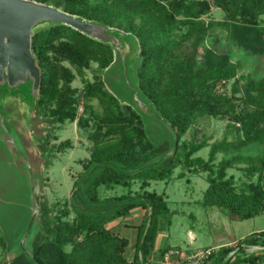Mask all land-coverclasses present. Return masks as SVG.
Here are the masks:
<instances>
[{"label": "trees", "instance_id": "16d2710c", "mask_svg": "<svg viewBox=\"0 0 264 264\" xmlns=\"http://www.w3.org/2000/svg\"><path fill=\"white\" fill-rule=\"evenodd\" d=\"M38 1H55L58 6L63 1V8L71 13L133 32L142 47L135 65L140 86L157 111L176 128L179 139L203 115L228 117L240 122L244 140L238 146L222 141L213 144L208 160L194 157L206 146L204 140L184 152L179 145L177 156H182L184 164L193 172L208 173L209 185L202 200L204 205L217 206L239 219H249L261 213L264 205L262 188L251 184L250 193L238 192L232 179L227 178V170L242 162L255 170H264V155L253 157L234 151L249 144L264 143V77H248L246 84L239 87L236 77L241 61L232 59L231 50L223 38L217 37L211 40V44L208 40L212 28H221L227 32V38L243 47L248 55H264V0ZM214 6L225 13L224 18L206 21L203 16ZM34 51L43 68L38 101L43 112L60 123L74 121L81 96L87 110L93 109L90 104L93 99L104 107V115L97 117L98 131L91 135L95 143L87 165L105 163L113 164L115 168L118 164L137 169L168 149L166 143L158 145L148 137L140 115L132 107L122 106L96 72L95 80L86 82L82 95L73 87L76 74L69 65L75 66L82 75L93 61L104 69L114 58L111 45L61 24L37 32ZM233 79V96L217 93L219 82ZM240 92L242 94L238 96ZM219 152L230 156L216 168L214 162ZM178 167L176 158H170L137 175L123 172L119 178L108 174L94 181L93 193L89 194L91 200L102 201L97 204L107 205V209L114 211V218L126 216L138 206L152 209L151 224L144 240L145 218L137 227L132 262L124 256L128 240L119 238L105 224L84 213L79 215L77 223L58 224V230L47 221L43 222V228L32 244L35 260L38 264H140L139 251L142 248L146 264H156L153 261L156 239L166 226L162 217L171 214V210L164 194L147 188L151 180H171ZM134 179L143 180L138 190L134 189ZM101 185L106 190L122 186L127 192L102 196L98 193ZM42 208L43 215L47 216L49 208ZM170 222L168 220L167 225ZM19 232L21 230L9 239L0 231V248L11 247L21 237ZM80 233H84L83 241L67 252L64 245L75 243ZM46 234H55L54 241L47 243ZM242 243L264 247V230L250 235ZM167 250L160 252L158 260ZM232 250L229 246L222 247L212 254L210 264H264V249L249 254L245 247H241L236 259L229 261ZM10 264L37 263L21 252Z\"/></svg>", "mask_w": 264, "mask_h": 264}, {"label": "rangeland", "instance_id": "374dc122", "mask_svg": "<svg viewBox=\"0 0 264 264\" xmlns=\"http://www.w3.org/2000/svg\"><path fill=\"white\" fill-rule=\"evenodd\" d=\"M55 3V1H51ZM61 7L64 6L60 1ZM225 13L218 7H213L211 12L203 18L206 21L211 19H223ZM208 43L221 37L225 40L228 48L231 50L232 59L241 61L242 66L239 68L238 76L239 87H243L248 77H264V55H248L244 48L237 45L229 38L227 32L221 28H212L209 31ZM76 74L73 87L79 90L82 95L84 86L87 81L95 80V72L101 77V71L98 63L91 62L90 67L85 69L84 75L77 71L75 66L69 65ZM235 79L230 81H221L217 84V93L233 96L232 88ZM242 94L241 92L237 95ZM80 95V96H81ZM240 102V101H238ZM93 109L87 110L84 98L80 97L78 105L77 118L74 121L64 123L57 122L53 116H49L38 105V114L48 120L42 124L43 127L50 128L46 131V138L42 143H37L36 150L42 153L48 152L52 155L48 165L42 164V160L36 158V168L42 170L44 176V187L41 191L42 206L49 208L47 216L42 215V224L47 221L54 229L58 230V224H74L78 222L81 214L92 216L91 219L98 220L99 223L105 224L109 230L119 238L128 240L124 249V256L129 262L133 261L136 251L135 241L137 227H139L143 218H145V228L143 240L151 224V207L144 209L141 206L135 207L131 213L126 216L114 218V211L107 209L106 206H100L90 198L93 193L92 186L102 175H115L121 178L123 171L114 167L103 165L92 174L90 180L87 178L94 163L87 165L91 150L94 146L92 134L98 131V118L104 115V107L97 99L91 101ZM144 127L149 136L155 143L170 142L173 140L171 129L166 123L159 120L154 115L143 111ZM81 120V121H80ZM13 131V130H11ZM207 144L199 150L194 157L200 156L208 160L211 148L214 143L227 141L232 145L238 146L244 140V134L241 130V124L237 121H231L228 117H214L203 115L197 118L196 122L189 130L179 139L176 158L179 167L175 170L173 178L168 181H150L149 191H156L164 194L167 198L171 214L164 215L162 221L166 224L158 234L155 243L156 264H161L158 258L159 254L165 248H179L190 251L203 252L208 249L212 254L219 251L222 247L229 246L233 250L228 256L229 261H233L238 256L241 247H245L247 253H255L263 250L261 245H249L242 243L245 238L259 231L264 230V205L262 211L257 216L249 219H239L237 216L229 214L228 211L222 210L217 206L204 205L202 202L205 190L209 183L206 172L188 169L184 164V158L178 157L179 145L181 151L190 149L195 144L203 141ZM238 154H245L253 157L263 156L264 143L249 144L241 149H235ZM230 154L219 152L214 164L218 168L220 162L229 157ZM227 178H231L236 190L240 193H250L251 184H258L264 194V170H255L248 163L242 162L227 170ZM87 180V183L86 181ZM134 189L138 190L142 179H134ZM127 189L122 186H116L114 189L106 190L104 185L98 189L99 195L112 196L126 193ZM139 201H141L139 199ZM104 202V201H103ZM2 203V202H0ZM4 204V203H3ZM2 207V204H0ZM95 212V213H94ZM98 214L99 216L95 215ZM4 215V210L0 211V218ZM14 219L15 216H14ZM170 220V224H168ZM15 225V224H14ZM13 225V227H14ZM0 231L2 226L0 224ZM22 231L19 236L22 235ZM59 234V233H58ZM16 235V233H15ZM47 243L54 241L55 234H46ZM84 233L77 235L74 242L64 245V249L70 252L74 245L82 242ZM18 244L12 249L10 247L0 248V264H9L18 253ZM208 258L196 257L192 260H183L180 257H174L170 264H210L211 256ZM140 264H146L144 251H139Z\"/></svg>", "mask_w": 264, "mask_h": 264}, {"label": "water", "instance_id": "95a60500", "mask_svg": "<svg viewBox=\"0 0 264 264\" xmlns=\"http://www.w3.org/2000/svg\"><path fill=\"white\" fill-rule=\"evenodd\" d=\"M61 24L111 45L113 61L99 72L106 88L122 106L132 107L142 121L145 111L166 123L172 131L173 140L156 143H166L168 149L142 167L133 169L115 164V168L137 175L152 165L174 158L179 143L176 128L157 111L140 86L135 65L142 47L133 32L71 13L52 2L0 0V211L4 210L5 215L0 218V224L9 239L23 230V235L10 247L18 244L14 259L25 252L37 264L32 244L43 228L44 176L35 163L38 157L42 164L48 165L52 155L36 150L37 143L45 140L50 128L42 126L48 120L38 114L43 68L34 51V36ZM146 133L152 140L147 130ZM103 165L114 167L113 164H95L87 178Z\"/></svg>", "mask_w": 264, "mask_h": 264}, {"label": "built area", "instance_id": "2783aa9c", "mask_svg": "<svg viewBox=\"0 0 264 264\" xmlns=\"http://www.w3.org/2000/svg\"><path fill=\"white\" fill-rule=\"evenodd\" d=\"M211 254L212 250L210 249L203 252L196 251V253H194V251H190L187 249L181 250L179 248H170L164 253L162 259L160 260V263L170 264L174 257H180L183 260H192L196 257L208 258Z\"/></svg>", "mask_w": 264, "mask_h": 264}, {"label": "crops", "instance_id": "0c3cea01", "mask_svg": "<svg viewBox=\"0 0 264 264\" xmlns=\"http://www.w3.org/2000/svg\"><path fill=\"white\" fill-rule=\"evenodd\" d=\"M107 197H110V196H107Z\"/></svg>", "mask_w": 264, "mask_h": 264}]
</instances>
